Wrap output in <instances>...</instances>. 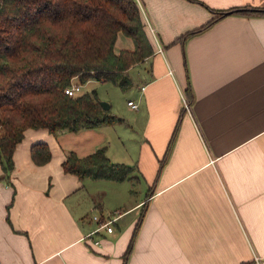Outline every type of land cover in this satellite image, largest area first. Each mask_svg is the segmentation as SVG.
Returning <instances> with one entry per match:
<instances>
[{
	"label": "crops",
	"instance_id": "0c3cea01",
	"mask_svg": "<svg viewBox=\"0 0 264 264\" xmlns=\"http://www.w3.org/2000/svg\"><path fill=\"white\" fill-rule=\"evenodd\" d=\"M135 2L153 51L128 68L136 88L126 104L114 110L108 100L124 121L28 128L8 175L0 166V264H264V15L228 11L264 0ZM213 10L228 13L175 40ZM123 48L133 41L119 32L114 50ZM35 142L50 148L43 164L31 158ZM102 145L139 177L105 179L126 190L108 209L107 186L61 165L70 151L83 156ZM133 183L144 194L128 201ZM116 209L122 214L98 245L84 238L93 214Z\"/></svg>",
	"mask_w": 264,
	"mask_h": 264
},
{
	"label": "trees",
	"instance_id": "16d2710c",
	"mask_svg": "<svg viewBox=\"0 0 264 264\" xmlns=\"http://www.w3.org/2000/svg\"><path fill=\"white\" fill-rule=\"evenodd\" d=\"M236 14L264 15V6H235ZM175 38L200 32L218 18ZM133 48L114 50L118 33ZM145 24L135 0H0V166L8 175L12 154L28 128L60 130L122 123L124 118L103 109L96 89L75 95L64 91L73 78L110 81L121 90L130 87L128 68L152 54ZM186 93L191 96L188 83ZM35 164L51 157L47 143L30 147ZM162 161V160H161ZM160 161V163H161ZM62 169L82 179L138 180L136 165L112 161L102 145L79 156L70 151ZM5 175V176H6ZM95 201V206H100ZM131 248L128 245L124 259Z\"/></svg>",
	"mask_w": 264,
	"mask_h": 264
},
{
	"label": "rangeland",
	"instance_id": "374dc122",
	"mask_svg": "<svg viewBox=\"0 0 264 264\" xmlns=\"http://www.w3.org/2000/svg\"><path fill=\"white\" fill-rule=\"evenodd\" d=\"M93 81L91 83L85 84V86L82 87L80 85L79 91L77 93H81L83 91L90 90L92 88L96 89L97 95L100 100L108 102V100L112 101L113 103V109L115 110L117 108V104L120 105H125L126 104V99L129 96V93L131 90H134L136 88V84L131 82V85L129 88L125 90H121L116 84L110 81H98L96 79H92ZM134 81V80H133ZM90 181H94L93 179H89ZM99 183L104 184V186H107V197L106 201L107 203L105 204L106 208L108 209L109 207L119 205L120 201L125 198L124 193L126 190L124 189H115L110 186H119V185H108V184H119V183H111L109 181H106L105 179H98ZM96 181V180H95ZM134 184V190L136 192L130 193V196L128 197V201H131L132 199H138L140 197H143L144 194V189L141 191L140 185L138 183H133ZM103 187V186H102ZM130 199V200H129ZM131 214H127L126 217H129Z\"/></svg>",
	"mask_w": 264,
	"mask_h": 264
},
{
	"label": "built area",
	"instance_id": "2783aa9c",
	"mask_svg": "<svg viewBox=\"0 0 264 264\" xmlns=\"http://www.w3.org/2000/svg\"><path fill=\"white\" fill-rule=\"evenodd\" d=\"M80 84L71 81V83L65 87L64 91L70 95H75L79 91ZM127 104L131 108H137V103L133 100H128ZM184 107L189 110L190 105L189 103L184 99ZM122 214L120 210H114L109 215L104 216L103 214H93L91 216V220L95 223V226L88 231L84 238H89L93 242V244L98 245L99 244V238L98 234L102 232H112L114 229V222L117 220V218ZM97 234V235H96Z\"/></svg>",
	"mask_w": 264,
	"mask_h": 264
},
{
	"label": "water",
	"instance_id": "95a60500",
	"mask_svg": "<svg viewBox=\"0 0 264 264\" xmlns=\"http://www.w3.org/2000/svg\"><path fill=\"white\" fill-rule=\"evenodd\" d=\"M225 13H228V12H225ZM99 103H100V105L102 106L103 109H109L110 108V104L108 102H106V101L100 100Z\"/></svg>",
	"mask_w": 264,
	"mask_h": 264
}]
</instances>
